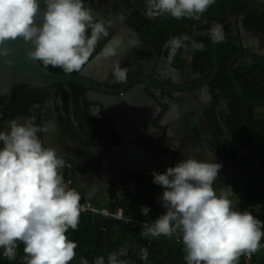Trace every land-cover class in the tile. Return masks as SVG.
Instances as JSON below:
<instances>
[{"label":"clouds","instance_id":"clouds-1","mask_svg":"<svg viewBox=\"0 0 264 264\" xmlns=\"http://www.w3.org/2000/svg\"><path fill=\"white\" fill-rule=\"evenodd\" d=\"M43 3L42 9L40 0H0V56L8 57L12 49L5 45L22 38L33 46L27 56L41 62L44 69L52 66L65 73L81 72L98 42L109 35L113 21L97 19L83 0H43ZM214 3L215 0H146L145 15L199 21ZM124 18L120 14L119 19ZM209 36L213 42L223 40V26L214 24ZM186 42H191L194 50L205 49L203 42L192 40L188 34L174 36L166 42L169 58L186 47ZM136 43V40L129 41L130 46ZM123 46L124 41L114 37L99 55L105 59L117 56ZM6 63L9 68L14 66L11 59ZM128 71L119 62L114 63L113 80L126 82ZM8 125V130L0 131L3 256L15 260L18 242H21L24 264H70L78 245L66 233L69 229H78L81 196L65 183L60 172L64 159L57 156L56 149L45 147L37 135L47 133V127L32 120L17 119L10 120ZM202 135L201 131L195 132V138H201L198 140L201 143ZM221 168L219 163L188 155L164 173L153 171V182L164 188L159 202L166 212L151 224L143 223L141 235L172 237L178 233L187 264H238L241 256L250 260L262 247L264 222L247 210L234 209L230 197L235 193L231 185L217 192L214 182ZM149 212V207H141L143 215ZM126 255V248L112 251L107 255V264H129L120 259ZM148 255L147 249H140L142 260L146 261ZM80 264H89V261L81 257ZM93 264H105V257L98 256Z\"/></svg>","mask_w":264,"mask_h":264},{"label":"trees","instance_id":"trees-1","mask_svg":"<svg viewBox=\"0 0 264 264\" xmlns=\"http://www.w3.org/2000/svg\"><path fill=\"white\" fill-rule=\"evenodd\" d=\"M83 2L86 7L90 5L97 10L119 7L134 10L138 14L143 13V16L148 19L143 22V24H147L144 37L146 40L153 39L155 45L159 44V41L167 42L170 37L188 34L192 40L198 43L203 42L205 45L203 51L195 50V69L206 72L213 67L215 42L209 36L210 24L199 26L192 23L188 29H185L181 26L183 20L172 18L169 15L149 18L145 15L146 0H83ZM237 4L238 2L233 0L232 7L221 9V5H219L220 18L217 21L227 24L231 15L240 14V9L249 8L248 3L244 5L239 3V8H237ZM251 18L255 20L259 29L264 28V14H254L251 15ZM229 25L228 23V26H223L224 38L232 36L233 31ZM88 34L90 35V30ZM113 34L114 31L109 29V35L98 42L89 62L109 42ZM186 43L191 44V42ZM236 53L237 47L233 44L226 43L219 48L221 70L210 85L214 102L206 113L213 134L210 144L216 152L229 158L242 171H249L251 168L249 175H253V172L257 174L253 184H249L245 189L244 209L255 210L256 218L264 222V153L256 148L257 144L264 142V107L249 104L239 96L227 68L229 61ZM177 60L175 65L185 63L182 56ZM47 69L54 73H65L61 68L52 66ZM235 75L248 98L264 102V57L262 54L254 56L250 61L245 60L235 70ZM85 93L86 89L78 84H70V90H68L62 84L41 87L22 83L14 87L11 96L0 97V105L4 108L6 118L40 117L43 127L45 126L44 121L49 119L61 127L59 132L63 141L68 142V138L81 140L87 149L94 150L96 148L99 150L97 145L84 142L88 123L98 126L88 104L83 103ZM222 105L225 106L224 109L221 107ZM164 107L166 108V105ZM74 118L78 126L75 124ZM162 121L158 120L161 124ZM72 134H75V139ZM232 140L236 142L237 146L232 144ZM120 141L121 137H118L114 144ZM63 174L65 177L74 178V172L69 166L65 165ZM153 179L152 175V183H154ZM225 182L227 184V181ZM88 204L94 205L100 210L106 207L103 201L100 203L94 200ZM142 206L150 208L147 216L141 213ZM107 207L112 213L110 217H104L101 213L94 211L82 212L78 229L75 231L69 229L66 233L68 238L78 245L75 249L76 257L70 264H80L81 257L88 259L89 264H93L98 256H104L105 264H107V255L120 248L127 249V255L120 259L129 261V264H187L184 259L186 253L183 244L177 241L178 234H174L172 237L163 235L143 237L141 235L143 223L151 224L158 216L164 214L166 209L160 202L154 199H135L132 196L118 197L116 202ZM119 211L122 215L120 217ZM260 243L262 247L252 255L250 260L246 256H241L238 264H264V238ZM23 248V243L18 242L15 260L4 257L3 249H0V264H24ZM141 248L148 251L149 255L146 261L140 258Z\"/></svg>","mask_w":264,"mask_h":264},{"label":"water","instance_id":"water-1","mask_svg":"<svg viewBox=\"0 0 264 264\" xmlns=\"http://www.w3.org/2000/svg\"><path fill=\"white\" fill-rule=\"evenodd\" d=\"M41 8L45 7L43 0H40ZM93 15L97 19L114 20L111 16H105L100 10H97L90 5ZM236 19L233 17V20ZM117 23L115 20L113 23ZM233 34L231 37H225L219 42H215L213 47V67L206 71L205 74H196L194 71V55L191 52V57L187 58L185 68L175 66L176 56H166L167 47L165 44L153 45L144 38L137 40L135 45L130 46L131 38L124 37L119 31V26L112 24L111 29L114 34L111 40L116 37L124 41V46L119 50V55L105 58L100 56L101 51L91 60L79 74L70 73H54L48 69H44L41 62L31 60L27 56V51L32 48L30 42L26 43L22 38L7 43L5 46L12 49L8 57L0 56V97L11 96L16 85L26 83L41 87H50L53 85L62 84L70 90V84H78L86 89V100L90 103H99L103 106L104 112L113 121L118 133L122 136V143L113 147L106 152L107 161L113 160L118 164L123 173H129L136 170H142V173H152L159 171L166 172L167 168L175 167L177 163L187 158L191 153H195V159L198 158V152L202 150L199 147L201 138H195L196 129H200L199 123L194 125L193 120L197 119L198 113L201 112V100L199 97L192 105L186 106L193 92L204 88L206 92L207 103L205 109L208 110L214 102V97L210 91L211 83L218 77L221 64L219 59V48L223 44H233L237 47V53L228 63V73L236 87V90L245 102L264 107V102L256 101L248 98L241 86V83L235 75L237 70L243 63V59L248 55L244 51L249 50L246 47V40L239 30V24L233 23ZM131 32V31H130ZM242 35V36H240ZM192 48V46H190ZM193 49V48H192ZM13 60L14 66L9 68L7 60ZM119 62L121 67L129 69L127 73V81L119 82L121 88L111 90L106 87V79L112 78V66ZM165 66V67H164ZM104 73H106L104 75ZM106 76V77H105ZM204 77H207L204 79ZM143 82V83H141ZM126 83V84H125ZM136 83H141L135 86ZM125 84V85H124ZM146 85L167 90L169 92L184 91L185 97L176 105L178 116L171 122V128L167 132V137L174 139V149L179 152L178 157L165 154L164 162H159L161 152L167 151L169 141L164 142V130L156 128L155 123L158 119L159 112L162 108L159 103L150 96L146 91ZM192 99V98H191ZM99 113V110H92V114ZM11 118H6L1 122L0 126L4 130L9 129L8 122ZM18 121L32 120L37 125L42 126L40 117L19 116ZM42 139L45 147L56 149L57 156L63 158L65 162L71 166H78L80 169L74 172L79 185L87 191L89 195L100 191H112V182L116 181V175H121V171L110 172V163L103 161L99 165V154L82 152L78 149L69 147L61 142L58 133H37ZM193 139L197 140V146L194 145ZM165 143V145H164ZM232 144L237 146L232 140ZM120 151H126L123 154ZM116 152V153H115ZM134 152V153H133ZM197 153V156H196ZM119 154L125 159L132 161L136 167L134 169L128 167L129 163L126 160L117 161L113 158ZM151 154V155H150ZM155 154V155H152ZM76 155V156H75ZM80 155V157H77ZM158 155V156H157ZM79 159V162L77 161ZM143 161L149 166L144 167V164L135 162ZM153 161L154 164L150 162ZM143 166V167H142ZM120 169L119 167H115Z\"/></svg>","mask_w":264,"mask_h":264},{"label":"crops","instance_id":"crops-1","mask_svg":"<svg viewBox=\"0 0 264 264\" xmlns=\"http://www.w3.org/2000/svg\"><path fill=\"white\" fill-rule=\"evenodd\" d=\"M222 1L225 3V2H228L229 0H215V3L211 5L205 13H203L201 20L199 21L188 19V18H182L178 20H183V21L189 20L191 24L196 23V25H199V26L210 24L211 28L213 27L214 24H221L222 26H225V25L228 26V23H229L230 24L229 26L231 27L232 31L234 30L233 28V23H234V24H239V30L241 32H243V29H249L252 32L253 26H254V19L251 18V15L264 14V0H251L249 1L248 9H245V10L240 9L241 10L240 14L231 15L227 21V24H222L221 22L217 21L218 18H220L219 16L220 8L218 5H221ZM107 9H110V8H107ZM131 11H132V17L137 18L141 22V25L139 26V31H140L139 35L141 36L140 38L145 39L144 34L147 28H144V30H142L141 26L144 25L143 22L148 21V19L143 16V13L138 14L134 10H131ZM102 13H104L105 16L115 17V15H117L118 12H116L114 15H109L108 13L104 11H102ZM233 17H235L236 19L233 20ZM140 38H137V39H140ZM147 41L148 42L151 41L152 44H154L153 39H147ZM161 44L166 45V42L159 41V45ZM186 45H191V44L186 43ZM188 49L191 50V52H193V55H194L195 50L190 47H188ZM188 49L186 47H183L177 51L176 59L182 56V58L185 60V63L182 62V64L176 65L178 68H184L186 66L188 55H191L190 54L191 52L189 53ZM246 51L250 52V50H246ZM246 51H244V53ZM168 52L169 50L167 48L166 55L169 56V54H167ZM199 72H201L202 74L206 73L202 71H199ZM196 74L198 73L196 72ZM205 78L207 77H204V79ZM83 103L86 104L85 102ZM72 108L74 109L73 103H72ZM74 122L75 124H77V121L75 118H74ZM194 131L195 132L201 131V133H204L206 137L209 136L210 140L213 139V136H212L213 134L209 127L206 117L202 118L200 122V129L199 130L196 129ZM204 134L202 135V137H204ZM101 135H104V136H102L100 145H98L97 141L95 143L97 146H100L99 150H96L97 152H100V153L108 152L113 147L119 145L122 142L121 140L120 142H117L116 144H114L116 142V139L120 136V134L118 133L116 126L113 127L111 122H109L108 124V129H107L106 134L102 133ZM209 139H205V140H209ZM208 146L209 144L205 143L203 147L206 155H209L213 162H216L222 165V168L218 173V177L216 181L214 182V188L217 190V192H219V190L224 188L225 186L231 185L232 190L235 193V195L230 197V199H232L233 201V207L234 209L244 211L245 210L244 209L245 189L243 187L247 186L244 184V180L246 179V177L250 176L249 171L251 170V168L249 169V171H242L236 164L231 162L229 158H227L221 153L213 152V149L211 147L209 148ZM256 148L260 152L264 153V142L257 144ZM104 157L106 159V162L110 163L113 168L116 166V164L112 160L107 161L106 154H104ZM64 168L65 166L62 169H60V171L64 172ZM156 172L160 173L159 171H156ZM115 178L117 180L112 182L113 183L112 191L106 190V191H100L98 193L95 191V193H93L92 195H89L87 191L85 192V190L79 186L81 182H77L75 184L76 186L74 189L77 190L81 196L80 202H86V201L90 202L94 200L97 201L100 198L106 206L104 208H108L107 206H109L113 202H116L118 197L132 196V197H135V199L136 198H139V199L143 198V199H150V200L154 199L159 202V198L162 197L163 192H164V188L162 186L156 185L155 183L151 182L152 175L150 173H142V170H136L128 174L122 173L119 178L118 177H115ZM225 181H227V184H225L226 183ZM249 212H251L253 216L256 217L257 212L255 210H250Z\"/></svg>","mask_w":264,"mask_h":264},{"label":"flooded vegetation","instance_id":"flooded-vegetation-1","mask_svg":"<svg viewBox=\"0 0 264 264\" xmlns=\"http://www.w3.org/2000/svg\"><path fill=\"white\" fill-rule=\"evenodd\" d=\"M109 8L110 9L101 10V13H102V11H104V12L108 13L109 15H114L116 12H118L117 15H115V17H112V18L116 22H119V24H118L119 26L125 25V27L128 30H131V29L133 30V28H131V26H130V20L134 19L135 17H132V11L130 9L119 8V7H109ZM120 14H123L125 17L122 21L119 19ZM129 18H131V19H129ZM105 21H108V20H105ZM132 30H131V32H132ZM131 32L128 33V35L124 34V37H127V39L130 38L129 36H131ZM133 33H134V31H133ZM242 35L244 37V40L247 41V42H245L246 47L250 50V52L249 51L245 52V54L248 53V55L242 61L243 62L245 60L250 61L254 56H257V55L260 56L261 54L264 57V28L259 29L257 27L255 20H254L253 31L251 32V30H249V29H243ZM242 35H240V36H242ZM153 45H155V44H153ZM156 45H159V44H156ZM190 46L191 45H186V48L188 49V47H190ZM188 51H189V53L191 52V50H189V49H188ZM189 57H191V55H188V58ZM93 59H91V60H93ZM107 60L108 59H105L104 62H106ZM194 71H196L199 75L202 74L201 72H199L196 69H194ZM108 78L109 77H107V79H106V87L107 88H109L111 90H118L121 88V85L119 84V82H116L113 79H108ZM141 83H143V82H141ZM141 83H136L135 86L138 84H141ZM146 91L150 96H152L154 99H156V101L162 106V108L164 110L163 115L161 117H159V119L164 121V118H166L168 120L167 127H169V123L171 126L172 120L179 115L178 111L176 109V105L179 103V101L181 99H183L185 97V92L184 91L168 92L166 90H163L160 88H155V87L149 86V85H146ZM86 94L87 93H85V99H86ZM86 102H87V100H86ZM87 104H88V107L90 110H95V111L99 110V113H96L95 116H101V117H94L93 116L97 120L98 126L91 124V123H88V130H87V134L85 135L84 142L85 143H92V144L96 145L95 143L97 141L98 145H100L102 136H104L101 134L102 133L106 134L107 129H108L109 120L107 119V117H103L104 116V109H103L102 105H100L99 103H89V102H87ZM164 105H166V108L164 107ZM205 107H207V103H204V105H202L201 112L198 113L199 117L197 119L193 120L194 125L197 122V123H199V127H200V122H201L202 118L206 117V113L210 109V108H208V110H207V109H205ZM221 107L224 109L225 106L222 105ZM44 124H45L44 127H47V129H48L47 133H58L60 136V139H61V133L59 132V130H61V127L57 123L55 124V123L51 122L49 119H46L44 121ZM76 125L78 126V123ZM156 126L157 127L161 126V122H158L156 124ZM72 135H73V138L75 139V134H72ZM68 139H69L68 142L63 141L62 139H61V142L64 143L65 145H68L69 147L71 146L72 148L81 150L82 152L96 153V150H97L96 148L94 150H90L87 148L83 149L81 146V144H83L81 140H73L71 138H68ZM205 139H209V136L206 137V135L204 134V138H203L204 141H202V143H201V148L204 147L205 143L209 144L208 147L210 148L211 147V144H210L211 140L210 139L205 140ZM76 141H78V142H76ZM97 147L100 148V146H97ZM213 152L218 153L214 149H213ZM77 157H80V155H78ZM198 158L200 161L213 162L211 160V157L209 155H206L204 149H202L199 152ZM77 161L79 162L78 158H77ZM79 169L80 168L78 166H72V170H74V172L76 170H79ZM152 173H151V175H152Z\"/></svg>","mask_w":264,"mask_h":264},{"label":"rangeland","instance_id":"rangeland-1","mask_svg":"<svg viewBox=\"0 0 264 264\" xmlns=\"http://www.w3.org/2000/svg\"><path fill=\"white\" fill-rule=\"evenodd\" d=\"M237 2H238V4H237V8H239V3H240V5H244V4H246V3H248L249 4V1H251V0H236ZM219 6V5H218ZM233 6V0H229L228 2H223L222 1V4H221V9H223L224 7H232ZM238 10V9H237ZM101 11V10H100ZM239 12V11H238ZM239 14V13H238ZM132 18V17H131ZM131 18H129V19H131ZM180 25H181V23H179ZM141 25V22L137 19V18H134V19H132V20H130V26H131V28H133V30H132V32H131V36H129L132 40H138L137 38H140L141 36L139 35L140 34V31H139V26ZM147 24H144V25H142L141 26V29L142 30H144V28H145V26H146ZM183 28H185V29H188L189 28V26H191V22L189 21V20H187V21H184L183 22V25H181ZM109 29H111V28H109ZM131 30H128V32L129 31H131ZM133 31H134V34H136L135 36H133L132 34H133ZM113 36V35H112ZM111 40V39H110ZM109 40V41H110ZM139 41V40H138ZM167 56V55H166ZM177 62V61H176ZM176 62L174 63V64H176ZM176 66V65H175ZM185 68V67H184ZM193 69H195V65H194V68ZM196 72V71H195ZM167 91V90H166ZM169 92V91H168ZM205 100H206V92H205V96L203 97ZM203 98H202V100H203ZM167 100V99H166ZM182 100V99H181ZM180 100V101H181ZM201 100V105L200 106H202V105H204V101H202ZM165 101V100H164ZM179 101V102H180ZM84 102L87 104V102H86V99L84 100ZM90 103V102H89ZM160 105V104H159ZM160 107L162 108V106L160 105ZM163 113H164V110H163V108H162V110H161V112H159V117H161L162 115H163ZM91 114H92V110H91ZM96 114V113H95ZM92 116H94V117H101V116H95L94 114H92ZM103 117H107V119L109 120V122H111V124L113 125V127H115L114 126V123H113V121L108 117V115L104 112V116ZM159 117H158V119H157V121H156V123H155V125L157 124V122H158V120H159ZM167 125H168V120L166 119V118H164V121H163V123L161 124V126H159V127H157V126H155L156 128H159V129H162V130H164L165 132H164V142L166 143V140H168L169 141V143H168V146H167V151L166 152H164V151H162L161 152V157H163L164 158V156H165V154H170V155H173L175 158H177L178 157V154H179V152L178 151H176V150H173L174 149V139H172V138H169V137H167V132L170 130V128H171V126H170V123H169V127H167ZM168 133H170V134H173V130H172V132H168ZM119 137H121V140L123 141V139H122V136L120 135ZM195 137V136H194ZM193 141H194V139H193ZM165 143H164V145H165ZM81 146H82V148L84 149V148H86V146H85V144H81ZM79 151H81V150H79ZM109 152H112V151H109ZM200 152V151H199ZM199 152H198V154H199ZM96 153L97 154H99V160L98 161H100V163H99V165H102V163H103V161L105 160L106 161V159H105V157H104V154L106 153V152H103V153H100V152H97L96 151ZM116 153V152H115ZM92 154V153H91ZM189 155H191V156H194L195 155V153H191V154H189ZM160 156V155H159ZM196 156H197V153H196ZM113 158L115 159V160H117V161H121V160H126L127 162H128V160L127 159H125L123 156H121V155H119V154H116V155H114L113 156ZM199 160V159H198ZM113 161V160H112ZM114 162V161H113ZM115 163V162H114ZM116 164V163H115ZM115 167H119L120 169H117V168H115ZM114 168L112 167V165L110 164V166H109V171L110 172H116L117 170H120L121 171V174L123 173L122 172V170L121 169H123V168H121L118 164H116V166H115ZM132 169H134V168H132ZM132 172V171H131ZM130 173V172H129ZM254 174L252 175H250V176H248V177H246V179L244 180V184L245 185H249V184H253V182H254V177L255 176H257V174H255V172H253ZM75 175V174H74ZM73 176V175H72ZM74 177V176H73ZM115 177H120V175H116ZM75 178V177H74ZM247 186H244L243 188L244 189H246L247 188ZM244 197H245V193H244ZM97 202H102V200L99 198L98 200H97Z\"/></svg>","mask_w":264,"mask_h":264},{"label":"built area","instance_id":"built-area-1","mask_svg":"<svg viewBox=\"0 0 264 264\" xmlns=\"http://www.w3.org/2000/svg\"><path fill=\"white\" fill-rule=\"evenodd\" d=\"M6 119V114L4 112V108L0 105V124L1 122H3L4 120ZM4 129L1 128L0 126V131H2ZM3 146V142L0 141V147ZM59 157V156H58ZM60 158V157H59ZM69 166L72 170V166L70 164H68L67 162H65L64 166ZM61 172V171H60ZM61 174L63 175L64 177V180H65V183L68 185L69 188H73V186L76 184V180L74 178H69V177H65L63 172H61ZM81 204V213L83 212H86V211H94V212H99L101 213L102 216L104 217H110L111 216V212L108 208H102L101 210L98 209L96 206L94 205H89L88 202H80ZM120 214V215H119ZM119 217L122 216L120 211L118 213ZM178 234V233H177ZM178 238H179V234H178ZM178 241V239H177ZM181 243V242H180Z\"/></svg>","mask_w":264,"mask_h":264},{"label":"bare ground","instance_id":"bare-ground-1","mask_svg":"<svg viewBox=\"0 0 264 264\" xmlns=\"http://www.w3.org/2000/svg\"><path fill=\"white\" fill-rule=\"evenodd\" d=\"M114 24V26H117L118 24H119V22H117V23H113ZM119 26V25H118ZM119 31L122 33V35L124 36V34L125 35H128V33H130V31L128 32V29L125 27V25H123V26H119ZM165 67V66H164ZM106 73H104V75H105ZM205 96V90H204V88H202V89H199L198 91H196V92H193L192 93V96L188 99V100H186V102H185V104H186V106H188V105H192V102H195V100H197L199 97H204ZM192 98V99H191ZM176 110V109H175ZM122 143V142H121ZM120 152H122L123 154H126V151H120ZM134 153V152H133ZM151 155V154H150ZM152 155H155V154H152ZM158 156V155H157ZM160 159H159V162L158 163H162V160H163V162H164V159H163V157H161V156H158ZM128 163H129V166L128 167H130V168H133V167H136L135 166V164L132 162V161H130V158H129V160H128ZM135 163H137V164H144L143 163V161H137V162H135ZM151 164H154V162L153 161H151L150 162ZM146 166H149V164L148 163H145L144 164V167H146ZM143 167V166H142Z\"/></svg>","mask_w":264,"mask_h":264}]
</instances>
